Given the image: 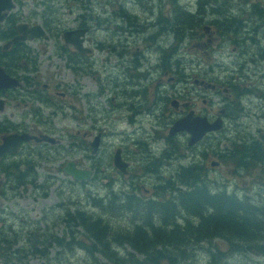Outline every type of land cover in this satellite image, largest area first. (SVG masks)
<instances>
[{
    "label": "rangeland",
    "instance_id": "rangeland-1",
    "mask_svg": "<svg viewBox=\"0 0 264 264\" xmlns=\"http://www.w3.org/2000/svg\"><path fill=\"white\" fill-rule=\"evenodd\" d=\"M108 2H114L116 5L111 8L107 5ZM196 2L197 0H177L176 5L182 11L186 9L194 12L198 8ZM21 3L15 5L19 13L18 20L32 22L31 24H42L41 21H44L45 16L34 14H37L43 5H49L45 11L50 17L48 31L30 48L37 55L38 77L48 82L47 79L52 74L53 80L50 84L53 85V90L65 91L67 94L60 103V99L55 98L63 111L55 108V112L52 113V107H44V114L49 117V125L54 128L52 135L60 140L59 143L56 146H46L43 150L36 148L35 151L33 148L32 154L27 156L18 154L14 158L15 162L20 161L21 167L34 162L33 166L38 174L36 182L25 188L27 191L23 196L19 195L16 198L10 195V190L12 191L16 185L11 187L9 182L4 180L2 182L4 192L0 197V228L15 227L24 238L32 227L15 224L19 225L24 221L23 219L37 220L44 213V229L57 237L59 242L49 244L50 238L47 236L48 241L44 238V248L41 247L42 236L34 234V230L41 233L43 228L41 222L39 229L35 227L33 229L32 243L25 244L24 241H20L14 245L22 246L23 251L30 248V252H27L21 262L10 258L8 264H113L111 259H103L99 256L94 241L87 237L84 229L77 225V222L74 225L68 214H74L77 210H84L86 214L91 215L101 214L112 232L126 231L130 228L132 220L130 214L118 210L122 200L115 202L111 207L106 206L104 210L95 207L93 202L102 200L106 205L112 193H114L112 198L116 199L122 197L125 192H131L135 196L138 194L144 198L155 196L157 184L171 177L179 166L194 161L205 164L209 178L217 181L218 184H225L228 190H237L240 195L245 193L254 197L256 192L264 190V160L252 169L242 170L234 163L220 160L217 155L220 150L230 148L233 141L258 139L260 134H264V97L260 95L264 92V60H261L259 66L251 64L245 70H240L238 66L240 51L248 55L254 51L255 45L261 47L264 44L262 31L253 33L255 37L253 41L237 33L233 36L224 34L227 40L224 41L223 48H210L203 45L207 35L202 25L207 24L212 14L202 16L199 25L185 30L184 35L181 33L182 35L179 36L170 29L173 17L171 0H23ZM234 4L236 5L233 6V14L236 17L250 14L255 5L256 11H259L258 15L264 14V0H235ZM226 7L222 6L224 9ZM119 8L126 12V20H123V24L130 27L126 33H123L115 54L110 52L109 44L114 38L109 37L110 33L104 27L107 25L106 17L109 16L110 10ZM205 10L209 12L210 5H207ZM79 22H87L91 26V31L87 34L91 52L85 56V59L82 58L84 60L80 59L77 62H75L77 56L72 55L73 65L70 66L66 60L69 53L62 49L61 52L56 51V40L58 39L63 45L62 32L74 28ZM248 25L251 23L249 22ZM57 33L60 35L57 36ZM235 38L241 41L236 50L233 48L235 43L232 42ZM157 45H160L159 50L156 48ZM175 45L178 50L174 56L170 47ZM164 48L166 50L163 52ZM204 48L209 49V60ZM67 50L75 52L72 48L67 47ZM164 53L167 56L164 60L173 64L169 66L170 68L167 63L164 65ZM208 61L212 64L207 65ZM195 76L226 79L230 83L236 76L234 81L238 80L252 89L248 90V95L241 99L242 114L238 115L234 111L236 105H230L228 115L225 113L221 132L212 134L207 148L204 141L191 148L187 146L186 138L167 136L165 121L170 119L168 113L172 108L171 99L183 100L188 95L196 112L210 117L216 116L218 112L222 113L220 112V108L224 105L222 98L230 91L216 93L196 86L193 81ZM155 98L157 102L150 110L145 108L139 114L132 113L131 106L137 104L147 106L153 103ZM157 103L160 104L161 111L162 109L167 111L164 112L168 117L165 115L161 119ZM89 107L95 123L90 126V121L87 119V126L77 134L74 132L76 129L74 124H77L75 118L79 115L78 111L85 117ZM7 110L17 111L19 108L12 107L9 103ZM128 117L134 120L131 121ZM90 120L92 123L93 120L91 118ZM159 120L161 122L157 124ZM95 125L101 131L102 137L99 152L95 153L96 159H93L90 150L80 151L79 148L75 149L74 145L76 140L79 144L83 143L82 131L89 129L92 132ZM136 139L141 140L148 155L154 153L158 156L169 146L173 147L174 151L172 156L166 159L160 158L161 165L157 175L150 172L141 175L139 179L142 173L138 172L135 180L133 177L134 181L129 183L133 173L140 170L138 158L142 154V148L140 144L135 143ZM117 146L124 147L125 155L128 154L132 161L131 176L123 177L122 173L113 166L112 155ZM203 150L207 153L206 157L201 153ZM37 152L38 155L35 156ZM75 158L80 167L97 166L103 172L98 173L96 181L93 177L83 181L69 180L64 175L62 165L64 161ZM211 160L219 163L211 165ZM136 186L139 188L132 189ZM41 190H44V200L36 198ZM35 191L39 194H33ZM109 210L115 212L109 214ZM71 229L76 231L72 235L74 240L69 236ZM5 238L12 240V245L7 243L2 246L10 249L15 243L12 235L6 234ZM35 239L39 243H36ZM216 242H219L220 247H225L219 239ZM110 243L111 248H116L112 245V241ZM208 246L210 247V244L203 243V247ZM117 249L120 250L118 256L133 253L136 257L143 258L142 254L127 243L118 245ZM197 257L203 259L204 253L199 252ZM246 258L245 262L242 258L234 257V260L230 258L228 263L264 264V256L259 254L251 253Z\"/></svg>",
    "mask_w": 264,
    "mask_h": 264
},
{
    "label": "flooded vegetation",
    "instance_id": "flooded-vegetation-1",
    "mask_svg": "<svg viewBox=\"0 0 264 264\" xmlns=\"http://www.w3.org/2000/svg\"><path fill=\"white\" fill-rule=\"evenodd\" d=\"M11 3L14 5L12 8L10 9H0V14H3V18L0 20V68L3 70V72L5 74H7L10 78H15L16 80H18L19 84L14 86V85H8V86H4L1 87L0 86V144L3 141V138L6 135L12 134V133H31V134H35L37 136H40V134H50L52 135V132L54 131V128L49 125V117L47 115L44 114V107H52L53 111H51L52 113L55 112V108L60 109L61 111H63V108L61 105H59L60 102L63 101V99L66 96V92L65 91H60V90H53V85L50 84V81L53 80L52 77L48 78V82L43 79H41L40 77H38L37 72H36V67L38 66L37 63V55L36 53H34V51L30 48L31 46H33L35 44L36 41H38L41 37L36 38H30V37H26L24 39H19V40H15L14 37L18 35V30H17V25L18 23H26L28 25H33L31 24L32 22H26V21H21L18 20V16L19 13L17 11V9L15 8V5L17 4H22L21 2L23 0H10ZM222 2L220 3V0H216L215 4H207L210 5V10L209 12H207L205 10V8L203 10H200L199 8L196 9V13L194 12H190L186 9H184V12L186 10V13H183L182 15H195L197 18H199L200 20L202 19V16L209 14H212L211 19L208 20L207 24H203L202 25V29L205 31L206 33V38H205V42L203 43L204 47H210V48H223V43L225 40H227L226 36H233L234 34H238L241 35L242 37H245L247 39H250L251 41H253L255 39L254 34L253 33H259L260 31H262V33L264 34V14H248V15H243L236 17L233 14V6L236 5L234 4L235 0H221ZM240 1V0H239ZM172 2V6H173V17L171 18V20L173 21L176 18L177 13H181L178 11H181V8L176 5L177 0H171ZM6 3V0H0V8L2 6H4ZM41 3V2H40ZM197 7H198V0H197ZM43 4V3H42ZM179 4V3H178ZM108 6H110L111 8H113L116 3L114 2H108L107 3ZM44 6V5H43ZM222 6H227L225 9L222 8ZM86 8H89L86 6ZM89 10V9H87ZM82 14V13H81ZM80 14V15H81ZM79 15V16H80ZM83 16V14H82ZM81 16V17H82ZM126 12L122 9H112L110 10V14L108 17H106V23L107 25L104 27L106 30H108V32L110 33L109 37H113L114 39H111L109 41L110 44V52L111 53H115L117 52L118 49V45L121 43L122 40V36L123 33L128 31V28L130 27L129 25H124L123 24V20H126ZM252 18H251V17ZM160 20V19H159ZM230 21H234V27L235 29L232 30L233 34H223L221 29H220V25L221 24H227L230 25L231 23H229ZM251 23V25H248V23ZM99 23V22H98ZM158 23V20H157ZM45 25L49 27L50 22L48 20L45 21ZM44 25V21H43V27L46 29V32L48 31L47 28ZM96 25V24H95ZM75 27H87V32L85 33V35L83 36V42L82 45L84 47H88L91 46V44L89 43V37L87 36L88 33H90L91 31V26L87 23V22H79ZM170 29H172V25H170ZM132 32V31H131ZM261 33V35H263ZM234 41H232L233 43H235L234 45V50H236V48L239 46V43L241 41H238L236 38L233 39ZM90 44V45H89ZM238 45V46H237ZM254 45V43H253ZM62 44H58V48L61 49ZM66 47L68 48H72L73 51L75 50V54L77 56L76 61L78 60H84L85 56L89 55V53L91 52V48L88 52H81L78 51L76 49H74V47L71 44H65ZM157 50L160 49V45L156 46ZM172 48V53L174 52V56L177 53L178 48L176 47V45L174 47H170ZM166 50V48L163 49ZM209 49L207 50L206 48H204V53L207 54L208 60L210 58L209 56ZM239 56L238 58H240L239 61V69L240 70H245L247 68L250 67V65H255L256 67L260 65L261 60H264V44L261 47H258V45H255V49L252 53L245 55L244 51H240L239 52ZM166 54H163V62L164 65L167 63L164 58H166ZM84 58V59H82ZM175 59V58H174ZM87 61V60H86ZM174 61V60H173ZM209 62V61H208ZM87 63V62H86ZM79 64V63H78ZM77 64V65H78ZM208 64H212V63H207ZM173 65L172 63H167V66H171ZM170 68V67H169ZM166 72V71H165ZM0 73L2 74V71L0 70ZM30 76V77H28ZM191 76V75H189ZM236 77V76H234ZM233 77V79L231 80V83L228 82L226 79H222V80H217L213 77H194L193 81L196 84V86L199 87H203L206 88L208 90H212L213 92L216 93H222V91H230L227 96L222 98V101L224 102L223 107H221L220 109H223V112L220 114L219 112L216 114V116L214 117H210L206 114L203 113H199L196 112L195 108L192 107L191 103L192 100L191 98L186 95L187 97L183 98V100L178 99V98H174L170 100V105L172 108H170L169 112V121H165V123L167 124V133H168V129L170 127V125L179 117L185 115L186 113H188L189 111H193V114H198V115H202V116H206L208 118V120L212 121L214 120L216 117L221 116L222 119V126L219 130L216 131H210L207 132L203 135V137L196 142L193 145H187L188 147H194L196 146L199 142L204 141V143L206 144V148L208 146V144L210 143L211 140V136L212 134H215V132H221V129L224 126V120H225V113L226 110L229 109L230 105L234 104V106L236 105L239 109L240 112L242 114V110H243V104L241 102V99L243 98V96L248 95V90H252L250 88H247L246 86H244L243 83L238 82V80L234 81L235 78ZM239 77V76H237ZM252 85V84H251ZM79 86V85H78ZM41 91V95L39 94V92ZM44 91L46 92V95L49 97L50 95L53 96H57L59 100V103H55V104H47L44 101ZM140 93V92H139ZM261 96L264 97V92H262L260 94ZM52 99H54L52 97ZM159 99V98H158ZM172 100H176V104H173ZM157 102V99L155 98L153 103L149 104V105H140L137 104L136 106H131L130 109L132 111V113L135 114H139L140 111L144 110L145 108L147 110H150ZM9 103L12 104V107H18L19 110L17 111H9L7 110ZM157 108L160 109V115H161V119L164 118V116L166 115V110L160 108V104L157 103ZM166 111V112H164ZM79 115L76 116V121L77 124H74V127L76 128L74 130L75 133L79 134L80 131L85 128L87 126L86 120L88 119L90 121V126H92L95 123V118H92V112L90 107L87 109V115L84 117L82 115V113H80V111H78ZM238 113V115H239ZM89 117V118H87ZM166 117H168L166 115ZM239 117V116H238ZM90 118L93 120L91 123ZM129 120L133 121L134 119H131V117H128ZM161 122V120L158 121L157 124H159ZM82 126V128H80ZM96 135H99V140L97 143V148L94 151H92V147L89 145L88 142H91ZM168 136V135H167ZM182 136L183 138H186V144H187V140H188V133L186 131H179L177 133H175L173 136L171 137H180ZM261 136V134H260ZM101 131L98 130L96 128V125L93 129V131H89V129H84L82 131V139H83V143L77 142V140L75 141L76 144L75 149H80V151H87L90 150L91 152V157L94 159L97 152H99L100 149V143H101ZM169 137V136H168ZM169 137V138H171ZM260 139V137L258 138ZM258 139H253V141H256ZM243 141L247 142L250 141V139H240V141L236 142V143H242ZM57 143H49L47 141L44 140H39L36 141L34 139H30V140H21L18 144L15 150H7L4 151L1 155H0V197L1 194L4 192L2 189V182H4V180H11L13 177L10 176V174L8 173V176L6 174L5 170V166L9 165L11 167L10 170H16L19 169V171H22V173H19V175H22L24 171L27 170V166L26 167H21V163L20 161H14V158L20 154L22 155H30L32 154V149L34 148L36 151L37 149H41L43 150L46 146H56ZM136 144H140L142 148V154L140 155V157L138 158V160H140V170H136L135 173H133V176L130 178V182L135 180V176L137 175L138 172L142 173L139 176V179H141V175H145L146 173H154V175H157L159 173V167L161 165V160L160 158L162 157V159H166L170 156L173 155V151L174 148L170 147L168 149H163L160 154L158 156H155L154 153H151L150 155L147 154L146 148L145 146H143V144L141 143V140L136 139L135 141ZM73 146V147H74ZM86 149V150H85ZM118 149L119 154L121 159L126 162V171L123 172L120 169H118L114 163H113V158H114V153L116 152V150ZM125 148L121 147V146H117L113 152L112 155V163L113 166L118 169L123 177L125 176H131V171L132 169V161L129 158V155L124 153ZM222 151V152H221ZM224 150H220V153H223ZM202 155L206 157V152L203 150ZM38 155L35 154V156ZM96 159V158H95ZM76 166L80 167L78 165V160L72 159ZM264 160V157L258 162L259 164H261L260 162H262ZM67 161V160H66ZM62 165V170H63V166L65 164V162ZM144 161V163H143ZM216 161V160H215ZM219 162L217 161V164ZM24 164V163H23ZM26 164V163H25ZM216 164V165H217ZM5 165V166H4ZM89 168L91 170V176L90 178L93 177V180H97V176L98 173L101 171L103 172L102 169H99V167L97 166H89L86 167ZM242 170H245L244 168H240ZM35 170V169H34ZM63 172H65L63 170ZM29 174V173H27ZM32 174V173H31ZM38 175V174H37ZM67 178H69V180H76L74 179L70 174H67L65 172L64 174ZM134 177V180H133ZM37 178V177H36ZM89 178V179H90ZM76 181H83V180H76ZM101 181H106V179H101ZM11 182V181H10ZM106 183V182H105ZM43 186V185H42ZM41 186V187H42ZM36 190H37V185H35ZM139 186H136L135 188L132 189H138ZM147 190V192H149L148 189H145V191ZM10 195H13L14 197H18L19 195L16 193V191H11L10 190ZM39 194L37 191H35L33 194ZM114 194V193H112ZM135 196L133 194H131V192H125L123 194V198H125V202H127L128 196ZM138 195V194H137ZM136 197H140L143 200H147V199H152L154 198V196L149 197V198H144L140 195H138ZM5 196H7L5 194ZM12 196V198H13ZM23 196V194H22ZM40 196V197H38ZM36 196V198H41L42 200H44V190L40 191V194ZM9 197V195L7 196ZM123 202V201H122ZM44 208V206H43ZM123 213L126 214H130V211H123V210H119ZM115 211L109 210L108 213H114ZM23 213L27 214L26 211H23ZM43 213V212H42ZM131 217H133V214H130ZM24 221H21L20 224L18 225L17 223L15 224L16 226H24V227H29L31 228L30 231L26 234V236L24 238L21 237L20 233H18V229H16L15 227H9L7 226L6 229H2V227L0 228V264H8V262L11 260L10 258H14L17 259L19 262H21L23 260V258L26 256L27 252H30V248L27 250H22V246H14L16 243L20 242V241H24V243H32V237H34L33 235V229L34 227L36 229H39L40 224L42 222L43 228L41 229V233H39L37 230H34V234L37 236H42V240L40 241L41 243V247L44 248V233L46 232L48 235H51L50 233L47 232L46 229H44V213L42 214V216L37 219V220H32V219H23ZM130 228L127 229H131L133 227H135L136 225H143L142 222L139 221H130ZM108 225V222H107ZM48 226L50 227V225L48 224ZM45 231V232H44ZM11 234L12 238L14 240L15 243H13V246L10 249H7L5 247H3L2 245H5L7 243L10 244V246L12 245V240L5 238L6 234ZM36 243H39V241H36ZM112 245L116 246V248H111L112 249V253H107L104 254L103 251L99 250L98 253L100 257H102L103 259H110L109 256H111L112 258L115 259H123L129 256V254H124V256H118L119 253L118 251H120L119 249H117L118 245H121V243L118 241H112ZM54 244H56V242H54ZM12 264V263H10ZM27 264V263H25Z\"/></svg>",
    "mask_w": 264,
    "mask_h": 264
},
{
    "label": "trees",
    "instance_id": "trees-1",
    "mask_svg": "<svg viewBox=\"0 0 264 264\" xmlns=\"http://www.w3.org/2000/svg\"><path fill=\"white\" fill-rule=\"evenodd\" d=\"M215 1L198 0V8L203 10L207 4H215ZM255 8L256 5L251 13L259 14ZM178 12L181 13H177L171 25L179 36L201 23L195 15H182L186 13L184 10ZM44 16V21L50 20L48 15ZM229 23L228 26L220 25L223 34L229 35L235 29V22ZM61 48L70 57L74 55L64 44ZM55 98L57 96L48 97L44 91L47 104H55ZM234 111L239 113L240 109L235 106ZM217 155L220 160L234 163L237 168L252 169L264 157V134L256 141L239 144L233 141L230 148ZM33 165L34 162H31L22 175H19L22 171L10 170L9 165L5 166L7 176L9 173L13 177L6 182L11 187L16 185L13 190L17 194L21 195L27 186L36 182L37 174ZM216 182L208 177L205 164L194 161L179 166L171 177L157 184L154 187L157 192L152 199L143 200L129 195L125 202L123 196L116 199L112 198V194L106 205L102 200L93 202L95 207L104 210L106 206L111 207L122 200L118 210L130 211L133 214L132 221L143 223L126 231L112 232L101 214L91 215L84 210H77L68 215L74 225L77 222L104 254L113 252L110 241H119L121 244L127 243L143 257L128 253V257L118 260L109 256L113 264H229V259L234 260V257L242 258L245 262L246 256L251 253L264 256V190L251 197L245 193L240 195L235 189L228 190L225 184ZM75 232V229L70 230L72 240ZM47 236L50 238L49 244L59 242L57 237L46 232L45 241H48ZM215 239L222 241L225 247H220ZM203 243L210 244V247H203ZM199 252L204 253L203 259L197 257Z\"/></svg>",
    "mask_w": 264,
    "mask_h": 264
},
{
    "label": "water",
    "instance_id": "water-1",
    "mask_svg": "<svg viewBox=\"0 0 264 264\" xmlns=\"http://www.w3.org/2000/svg\"><path fill=\"white\" fill-rule=\"evenodd\" d=\"M14 5L11 3L10 0H6V3L4 6H2L0 9H10ZM3 14H0V20L3 18ZM87 27H76L72 29H65L62 33L63 41L65 44H71L74 49L81 51V52H88L90 48L84 47L82 45L83 42V36L87 32ZM18 35L14 37L15 40L24 39L26 37H39L45 34V29H43L40 25L34 24V25H28L26 23H18L17 25ZM2 71V74L0 73V86H8V85H18L19 82L15 78H10L7 74ZM173 104H176V100H172ZM1 108V106H0ZM220 112H223V109L220 110ZM222 126V119L221 116L216 117L214 120L210 121L206 116L193 114V111H189L185 115L177 118L169 127L168 129V136H172L175 133L179 131H186L188 133V140L187 145H193L196 142H198L205 133L210 131H216L219 130ZM34 139L36 141H47L49 143H56L60 140L57 139L55 136L50 134H40V136H37L35 134L31 133H12L9 135H6L3 138L2 143L0 144V155L7 150H15L17 147V144L21 140H30ZM99 140V135H96L95 138L88 142L89 145L92 147V151L95 152L97 148V143ZM114 165L120 169L121 171H126V162H124L119 154L118 149L114 153L113 158ZM211 165H216L217 161L211 160ZM63 170L70 174L74 179L76 180H88L91 176V170L89 168L84 167H78L76 166L75 162L72 159H69L65 162L63 166Z\"/></svg>",
    "mask_w": 264,
    "mask_h": 264
},
{
    "label": "bare ground",
    "instance_id": "bare-ground-1",
    "mask_svg": "<svg viewBox=\"0 0 264 264\" xmlns=\"http://www.w3.org/2000/svg\"><path fill=\"white\" fill-rule=\"evenodd\" d=\"M45 6H46V5H44V6L42 7V9H41L37 14H34V15H38V14H40L42 17H44V15H47L46 12H45L47 7H45ZM41 22H42V24H39V23H38V25H40L43 29H45V28L42 26V25H43V21H41ZM35 24H37V23H35ZM33 25H34V24H33ZM44 25H45V21H44ZM45 27H46L47 30H48L49 27L46 26V25H45ZM62 33H63V32H62ZM45 34H46V29H45ZM45 34H43L42 36L44 37ZM59 35H60V33H57V36H59ZM42 36H39V37H42ZM39 37H36V38H39ZM53 37H55V34H54ZM58 44H60V42H59L58 39H57V40H56V51L58 50L59 52H61V49H62V48L59 49V48L57 47ZM66 60L69 62L68 65H69V64H70V66L73 65V63H72L73 60H72V58L69 56V54H68V56L66 57ZM51 77H52V74H51ZM132 91H133V90H132ZM25 141H27V140H25ZM253 164H254V163H253ZM4 166H5V165H4ZM26 191H27V190H25L22 194H24ZM22 194H21V195H22ZM18 195H19V194H18ZM93 204H94V203H93ZM97 208H99V207H97Z\"/></svg>",
    "mask_w": 264,
    "mask_h": 264
}]
</instances>
